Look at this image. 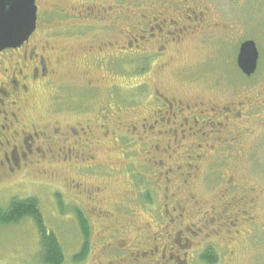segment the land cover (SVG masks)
Instances as JSON below:
<instances>
[{
	"label": "flooded vegetation",
	"instance_id": "obj_1",
	"mask_svg": "<svg viewBox=\"0 0 264 264\" xmlns=\"http://www.w3.org/2000/svg\"><path fill=\"white\" fill-rule=\"evenodd\" d=\"M38 2L36 0L39 11ZM104 8L88 6L74 20L60 24L62 37L79 44L76 55L83 64L81 79L71 80L70 87L84 94L74 101L76 106L72 109L69 106L61 111L53 109L46 121L37 109L38 97L50 98V105L61 100L55 90L63 83L60 68L71 57V53L67 55L69 48L46 41L54 33L49 30L43 32L45 39L41 38L43 33H37L38 22L28 42L20 48L0 52V207L6 209L17 201L32 199L26 193L9 198L6 207L1 203L2 195L21 190L17 186L31 182L27 179L34 173L57 180L66 176L61 184L74 189L78 200L86 198L90 205L88 213L106 222L103 227L99 225L102 247L106 246L104 248L110 252H117L119 245L127 248L133 230L126 231L117 220L138 218V208H142L151 215L148 220L140 221L136 237L130 242L136 244L134 240H137V245L147 247L157 245L154 251L150 247L139 254L158 256L161 241L163 250L159 264H199V253L207 249H198L197 244L192 243L193 238L202 237L199 232L203 225L197 227L198 223L209 224L225 215L233 223H239L240 213L244 225H257L253 217L257 201L255 189L251 194L244 193V188L227 172H223L210 201L197 195V184L205 179V167L222 141L234 140L235 152L244 151L237 132H233L232 137L223 136L236 124V115L241 119L243 113L232 104L220 107L212 99L193 93L172 97L159 85L151 87L145 81L143 85L150 88L149 91L137 94L132 83L136 76L135 65L143 62L147 67L154 60L163 69L169 45L173 41L183 42L187 27L175 36V31L165 26L167 22L176 26L173 18L159 22L154 14L138 17L124 8L118 11H114L112 5ZM72 29L77 33L70 32ZM120 74L124 76L121 80ZM121 82L130 88L126 91ZM122 91L130 93L123 99ZM251 103L248 100L241 107L250 105L248 111ZM247 119H251L249 115ZM210 127L215 128L216 135L209 131ZM123 143L124 147L128 144L139 148L140 154L135 153L130 158L136 159L135 163L125 160L120 153L118 168L108 161L109 157L101 158L102 153L122 151ZM50 163L57 168L56 174V169H47ZM131 165L142 169L141 175L148 178L149 184L143 183L140 190H136L130 176ZM73 171L79 173L77 177L70 173ZM79 177L92 182L77 179ZM114 179L125 184L123 198L102 203L106 181ZM235 188L242 193L240 198L230 197ZM130 189L135 190L130 192ZM130 201L134 207H127ZM235 206L242 210H237L235 217L229 216L230 210L234 211L229 208ZM187 216L191 217L189 223L185 222ZM193 218L201 219L192 221ZM112 219L115 224L111 228L108 220ZM24 220L34 221V218L20 221ZM235 234L241 233L236 229ZM126 250L124 252L128 253L129 249ZM234 255L231 253L230 257ZM107 259L111 263L128 260L111 253Z\"/></svg>",
	"mask_w": 264,
	"mask_h": 264
},
{
	"label": "rangeland",
	"instance_id": "obj_2",
	"mask_svg": "<svg viewBox=\"0 0 264 264\" xmlns=\"http://www.w3.org/2000/svg\"><path fill=\"white\" fill-rule=\"evenodd\" d=\"M38 5L39 29L37 33L40 35L46 30L54 32L46 41H51L58 47L67 46L69 48L67 55L71 53L69 61L66 62V65L62 64L63 66L60 68L63 83L55 90L61 100L50 105V98L44 100L38 97L37 109H39L41 117L44 118L43 121L50 118L48 113H51L53 109L61 111L67 106L72 109L76 106L74 101L84 94V92H76L70 87L71 80L78 79L77 81H80L83 64L80 63L79 57L76 55L79 46L75 42L76 40L67 41L59 33L61 23L78 16L81 10L85 12L88 6L104 10V6L112 5L114 11L124 8L132 16L155 15L159 22H162L164 18L168 21L173 18L177 25L174 26L167 22L165 26L171 27L172 32L175 31V36L179 35L178 33L184 26L187 27L183 36L185 40L180 43L173 41L169 45L168 49L170 50L165 59L164 68L160 69V63L154 60L147 67L142 64L143 62L137 63L134 69L136 76L132 83H135L137 94L149 91L150 88L143 85L145 81L150 83L151 87L159 85L164 92L172 97L193 93L195 96L201 95L212 99L220 107L232 104L243 113L241 119L236 115V124L230 127L227 133H223V136L232 137L237 132L238 135H241L240 143L244 151L235 152L234 140L222 141L218 146V152L211 154V162L207 164V169L205 167V179L197 184V195L210 201L218 186L217 183L225 174L223 172H227L228 176L235 178L238 186L244 188V193L251 194V190L255 189L257 201L253 217L256 218L257 225L252 223L250 226L244 225L240 213L237 217L239 223L237 221L233 223L226 215L220 216L214 221H209V224L204 221L198 223L197 227L203 225L199 232L202 237L193 238L192 243L195 242L198 249H211L216 256L215 264H264V0H39ZM70 32L77 33L74 29ZM41 36L44 39L46 37L44 33ZM250 40L257 45L260 60L257 73L253 77L247 78L237 67L236 61L240 45ZM72 61L75 63L71 64ZM117 72L120 73L118 68ZM125 72L123 71V74L127 77L128 74ZM119 77L120 80L124 78L121 74ZM121 85L126 91L130 88L124 82H121ZM128 93L130 92H121L123 99L129 95ZM104 97L106 96L104 95ZM248 100L253 103L252 108L248 110L251 119H247L248 111H246L250 105L241 107L242 103H247ZM78 105L80 107V103ZM209 131H213L215 134V128L210 127ZM124 144H122V151L116 149L108 151L102 153L101 158L109 157L108 161L117 166V163L120 162L118 157L121 154L128 162L135 163L136 159L130 160V158L135 153L140 154L139 148L128 144L124 147ZM239 149L242 151L241 148ZM43 166L46 167V165ZM139 168L141 169V167ZM228 168H231V172H228ZM47 169H56L55 174L58 172L51 163L47 165ZM141 170L136 165H131L129 168L130 176L135 181L138 190L141 189L143 183L149 184L148 178L141 175L143 171ZM70 173L75 177H77L76 174H79L76 171ZM34 174L27 179L32 180L33 184L30 181L27 183L25 181L18 185L17 187L21 190L2 195L1 203L3 207H6L10 201L9 198L25 196L26 193L30 197L36 198L41 207L45 229L48 234L54 232L59 240L64 252V264H159L162 261L160 253L163 250V242L158 243L161 244L158 256L139 254L142 253L139 251L147 250L150 247L154 251V246L157 243L147 247L137 245V240H134L136 244L130 242L136 237L135 231L138 229L140 221L148 220L151 213H146L145 209L138 208V218L127 221L118 219L120 227L126 231H133L130 235L131 238L128 239L127 248L119 245L116 248L117 252H110L108 248H104L106 246L100 245L103 243L100 242L99 237L100 226L105 225L106 222L104 224V221L100 222L99 219L96 220L95 216L88 213L90 205H87L86 198L84 201L78 200L74 189H69L61 184L65 181L66 176H61L57 180L50 176ZM83 178L88 183L92 182L86 177ZM83 178L77 179L83 180ZM106 182L107 188L104 189L102 203H113L115 200L122 199L125 184L117 179ZM126 185L128 186V184ZM235 196L239 198L242 196L239 188H235L230 195V197ZM127 203V207L135 206L130 204L131 201ZM60 204L61 206H59ZM78 209L82 210L80 214H82V218L84 217V227L88 231V236L85 234V228L81 226L79 216L74 212ZM229 209L234 210H230L229 216L237 214V210H242L239 206ZM190 218L187 216L185 222L189 223ZM199 219L201 218H193L192 221H199ZM153 221L157 225V220ZM237 223L238 226H236ZM113 224H115L114 219L108 220V226L112 228ZM236 229L242 235L235 234ZM85 241L88 243V253L85 250L84 258L78 262L77 258L81 259L78 256L81 254V248ZM134 245L137 247H132ZM41 248L39 229L33 220H24L17 224H0V264H45L40 261ZM126 249H129L128 253L124 252L127 251ZM206 251L199 253L201 256L199 264H209L202 258ZM136 252L137 254H134ZM229 252L235 255L230 257L231 253ZM110 253L115 257L124 256L128 260L111 263L107 259Z\"/></svg>",
	"mask_w": 264,
	"mask_h": 264
},
{
	"label": "water",
	"instance_id": "obj_3",
	"mask_svg": "<svg viewBox=\"0 0 264 264\" xmlns=\"http://www.w3.org/2000/svg\"><path fill=\"white\" fill-rule=\"evenodd\" d=\"M36 0H0V52L20 48L37 29ZM237 67L248 78L258 70L257 45L246 41L240 45Z\"/></svg>",
	"mask_w": 264,
	"mask_h": 264
},
{
	"label": "trees",
	"instance_id": "obj_4",
	"mask_svg": "<svg viewBox=\"0 0 264 264\" xmlns=\"http://www.w3.org/2000/svg\"><path fill=\"white\" fill-rule=\"evenodd\" d=\"M131 190L135 189H130V192H132ZM136 190L138 189L136 188ZM59 206H61V204ZM80 211V209L74 210L76 215H78L81 220V226L84 227V217L82 218ZM29 217L34 218L36 226L39 229V236L42 244L40 261L45 264H64V252L61 248L59 240L55 233L51 232L48 234L47 229H45L44 218H42L41 215V207L36 199L17 201L12 203L10 207L6 209H2L0 207V224L2 225L17 224L20 220ZM85 230V234L88 236V231L86 228ZM86 241L81 248V254L78 256L81 257V259L77 258L78 262L84 258L85 250L86 253H88V243ZM213 257H215V260H213ZM203 258L204 260H207V263L209 264H215L217 261L216 256L212 253V251L206 252ZM210 258H212V260H210Z\"/></svg>",
	"mask_w": 264,
	"mask_h": 264
}]
</instances>
